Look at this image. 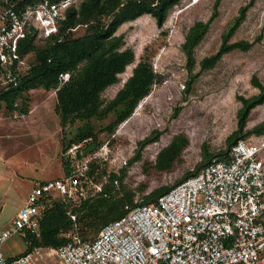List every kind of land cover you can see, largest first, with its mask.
I'll return each instance as SVG.
<instances>
[{
	"label": "rangeland",
	"instance_id": "374dc122",
	"mask_svg": "<svg viewBox=\"0 0 264 264\" xmlns=\"http://www.w3.org/2000/svg\"><path fill=\"white\" fill-rule=\"evenodd\" d=\"M215 2L180 0L169 11L161 28L156 26L154 18L143 15L122 24L116 31L115 35L123 36V48L133 51L134 60L118 76V82L101 93L102 106L114 99L139 62L150 65L156 79L148 95L112 132L101 131L114 121L112 114L89 121L101 142L109 140L111 146L106 154L99 155L101 163L90 176L85 199H97L103 186H107L111 197L118 199L123 193L131 192L134 202L140 203L153 190L172 187L194 172L202 163L203 150L214 159L226 150L227 138L237 129L239 98L259 93L252 83L253 78L264 84V0H220L215 19L194 49L195 65L188 73L181 46L195 22H206L210 18ZM246 5H249L246 17L229 43L253 42L257 38L259 41L246 52L236 50L225 54L212 69L202 71L200 61L218 50L223 35L240 8ZM84 30L78 27L72 36L79 37ZM35 45L42 46L44 42L36 40ZM26 58L31 63L34 54L29 53ZM56 104L54 90L36 89L29 91L23 101L18 99L14 111L0 105V232L10 228L11 218L24 203L31 187L64 174L63 141L67 142L82 123L62 129L55 113ZM262 121L264 104L251 110L241 135L254 140L256 135L251 131ZM155 132L160 134L156 142L140 146ZM176 136L186 138L187 146L171 169L157 171L158 153ZM137 153L139 158L135 160ZM112 175L119 176L120 180L111 185ZM93 184H98L101 190L94 189ZM96 219L88 225L78 222L83 237L97 233L93 230ZM25 249L24 239L19 234H12L0 248L4 257L16 256ZM45 264L60 262L47 258Z\"/></svg>",
	"mask_w": 264,
	"mask_h": 264
},
{
	"label": "built area",
	"instance_id": "2783aa9c",
	"mask_svg": "<svg viewBox=\"0 0 264 264\" xmlns=\"http://www.w3.org/2000/svg\"><path fill=\"white\" fill-rule=\"evenodd\" d=\"M7 1L0 0V90L16 86L17 74L28 67L20 43L29 33L37 40L57 35L59 21L77 2L31 0L20 7ZM68 79L69 74L60 75L59 86ZM109 143L89 154L83 153V144L67 148L66 174L31 189L10 228L0 232V245L12 234L24 240L28 232L39 237L51 199L61 201L75 221L68 208L85 199L88 172ZM65 237L68 242L56 248L34 246L9 258L0 251V264H45L47 258L60 264H264V134L238 140L226 160H212L156 203L128 210L95 238L82 240L74 231Z\"/></svg>",
	"mask_w": 264,
	"mask_h": 264
},
{
	"label": "trees",
	"instance_id": "16d2710c",
	"mask_svg": "<svg viewBox=\"0 0 264 264\" xmlns=\"http://www.w3.org/2000/svg\"><path fill=\"white\" fill-rule=\"evenodd\" d=\"M179 1L81 0L79 4L71 5L59 21L58 34L41 40L44 45H35L37 39L33 33H29L26 39L20 43L19 54L27 56L29 53H33L34 61L29 62L28 67L17 74L16 86L0 90V105L4 104L7 111H14L17 100L26 99V94L29 91L54 90L57 99L55 113L60 119L61 128L74 125L76 122L82 123V126L75 130L67 142L63 141V152L65 153L72 144H83L84 154L97 151L104 142H101L97 132L89 125V121L104 119L112 114L115 117L114 121L101 130L112 132L116 126L122 124L132 114L140 100L148 95L156 79L152 67L144 62H139L114 99L106 106H102L101 93L116 84L118 76L134 60L133 51L130 48H123V36L115 35L116 31L122 24L134 21L143 15L154 18L156 26L161 28L169 11ZM219 1L216 0L210 18L206 22H195L185 36L181 50L185 56V67L188 73L192 72L195 65L194 49L215 19ZM30 2L32 1L8 0L7 5L16 4L21 7ZM249 5L240 8L238 16L223 35L218 50L200 61L199 67L202 71L212 69L225 54L236 50L246 52L259 41L257 38L253 42L240 40L229 43L230 37L244 21ZM78 27H83L84 33L79 37H73L72 34ZM65 73L69 74V79L59 86V76ZM252 83L258 88L259 93L250 98H239L241 108L237 112V129L227 138L226 150L220 152L215 160H226L230 148L238 140L246 139L241 134L251 110L264 104V84H260L256 78L252 79ZM187 86L189 87V84ZM251 132L256 136L264 134V121L255 126ZM159 135V132H155L152 137L146 138L140 143V146L156 142ZM187 144L188 141L183 136L174 137L169 146L158 153L155 163L156 170L163 172L171 169ZM109 146H111V142ZM212 157L206 150H203L202 163L194 172L188 173L173 186L196 175L214 160ZM138 158L139 154L137 153L134 159ZM68 167L69 163L64 158V174ZM94 169L95 165H92L88 172L89 176L93 174ZM119 180V176L116 175L109 178L111 185ZM172 187H159L149 193L142 202L135 203L131 192L123 193L120 198L116 199L109 195L108 187L103 186L97 199H84L77 206L72 208L69 206L68 210L75 216V221L67 215V210L61 201L51 199L47 202L48 208L40 221V236L35 237L33 233L28 232L24 240L26 249L23 253L28 252L34 246L52 248L62 246L68 242L66 234L72 231L77 232L82 240L93 239L109 222L121 218L128 210L136 206L156 203L158 198L166 194ZM95 218L98 219L95 220L97 224L93 230L97 233L91 237H83L78 222L88 225Z\"/></svg>",
	"mask_w": 264,
	"mask_h": 264
},
{
	"label": "crops",
	"instance_id": "0c3cea01",
	"mask_svg": "<svg viewBox=\"0 0 264 264\" xmlns=\"http://www.w3.org/2000/svg\"><path fill=\"white\" fill-rule=\"evenodd\" d=\"M44 181H48V180H42V181H40V182H44ZM40 182H38V183H40ZM38 183H36V184H38ZM32 188H33V187H31V189H32ZM30 191H31V190H30ZM29 193H30V192H29ZM29 193H28V194H29ZM22 205H23V204L21 203V206H22ZM21 206H19V208H20ZM19 208H18V209H19ZM17 211H18V210H17ZM17 211H16V212H17ZM15 214H16V213H15ZM14 216H15V215H14ZM14 216H13V217H14ZM11 219H12V218H11ZM1 246H2V244L0 245V248H1ZM0 251H1V250H0ZM23 252H24V251H23ZM23 252H22V253H23ZM9 257H12V256H7L6 258H9Z\"/></svg>",
	"mask_w": 264,
	"mask_h": 264
}]
</instances>
